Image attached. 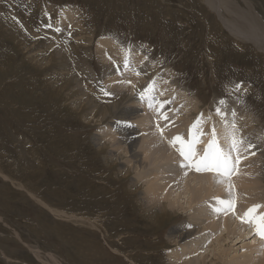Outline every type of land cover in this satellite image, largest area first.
<instances>
[{
  "label": "rangeland",
  "instance_id": "obj_1",
  "mask_svg": "<svg viewBox=\"0 0 264 264\" xmlns=\"http://www.w3.org/2000/svg\"><path fill=\"white\" fill-rule=\"evenodd\" d=\"M252 2L264 19V0ZM104 39L114 41L124 55L141 53L153 66L143 75L127 65L113 77L114 85L125 80L140 94L142 78L154 89L158 76L169 74V87L199 98L189 128L187 117L180 121L182 104L169 99L177 106L173 111L180 107L174 123L180 121L181 134L191 130L201 111L218 120L227 112L226 101L240 103L264 129V53L234 37L203 0H0V264H46L49 254L62 264H169V250L177 247L168 233L187 222L186 212L171 209L162 221L149 220L141 199L145 187L133 184L142 167L122 168L129 153L121 152L117 163L109 157L110 143L119 138L110 105L127 93L118 94L104 77L98 52ZM238 84L242 87L236 90ZM103 111L110 115L101 121ZM131 126L142 132L135 121ZM100 130L111 136L105 147L95 141ZM47 204L99 220L100 228L60 218ZM253 242L252 237L230 247L227 260H237L236 254L240 261L257 257L245 256Z\"/></svg>",
  "mask_w": 264,
  "mask_h": 264
},
{
  "label": "bare ground",
  "instance_id": "obj_2",
  "mask_svg": "<svg viewBox=\"0 0 264 264\" xmlns=\"http://www.w3.org/2000/svg\"><path fill=\"white\" fill-rule=\"evenodd\" d=\"M203 1L207 2L219 13L220 19L223 21L226 29L230 31L234 37L246 40L257 46V49L264 53V19L259 12H257L255 5L252 2L253 0ZM98 44V52L104 65V77L108 79V86L110 85L111 87L112 85V87L117 88L116 92L118 94H122L124 91L127 93V95L124 94L118 101L113 102V104L110 105L112 108L111 112L115 114L114 116H117L116 119H118L116 121V123H118H115L112 126L117 129L119 137L117 138L112 135L115 137V140L112 137V140L115 142H112L113 146L112 143H110L111 149L108 151L110 159L117 163L121 158V152L129 153V158H127L128 162L126 165H122V168L127 172H130L132 167L135 169L142 167V171H136L137 178L133 179V184L137 188H139L140 184H143L142 186L145 187L144 192H141V199L142 201H145L147 212L151 215L149 216V220L154 222L157 221L158 223L160 220L162 221L164 217H168L169 211L172 212L173 209L175 212L179 209L187 214V222L185 221L176 227H171L172 229L168 233L170 241L177 246L175 249L169 250L171 255L169 254L168 263L208 264L210 262V264H264V240L261 241L260 237L255 236L254 225L241 222V217H243L247 210L253 205H264V129L257 127L260 118H256L251 113H248L249 111L247 112L240 103H228V101H226L227 104L225 105L227 112H224V115L221 114L220 116L217 114L219 117L218 120H216L215 117L212 118L214 116L212 114L206 116V114H208L206 113L203 115L205 118L203 117L204 120L199 131L203 132L206 130V134L204 133L206 137H204V139L199 137L201 142L197 144V152L200 155L204 154V151L212 138L211 129L213 125H216V122H218V128L223 129L221 131L215 127L219 137V143L226 153L231 151L230 143L227 139V132L228 127L233 120L237 124L239 135L244 141L243 144L238 146V155L240 156L238 162H236L235 159L237 152H231L233 162L235 163V170L230 177V181L226 180L224 183H217L216 180L218 177L213 172H196L194 169L182 167V164L185 162L179 155V145L173 147L170 142H168L169 144L165 142V140L171 141L177 136V133H180V136H183L186 140H191L192 132L191 130L188 131L189 122L191 120L190 116L191 112L199 110V98L196 96H188V92H186L187 90L176 92L177 90L175 87H169L166 84L169 82L166 79L170 80L169 74L158 76V82L155 84V88L152 92H146V89L149 86L147 82L143 81L145 77L142 78L137 84L143 89V91H145V97L143 99L139 93L131 91L128 84H124L125 80L122 84H117V86L114 85L116 78L114 79L113 77L117 73H122L126 66V62L127 65L134 69L136 68L135 70L143 75L153 68L152 63L149 60H146V57L138 52L124 55L125 50L116 45V43L110 39L99 40ZM113 61H116V64ZM117 61L122 62V64L120 63L122 66H120L119 63L117 64ZM62 70L63 73L66 75L68 74L67 71L64 72L65 68H62ZM140 76L138 77L140 78ZM63 78H65V76ZM132 80L134 79L131 77V81ZM165 80L167 81L166 83ZM67 81L69 82V80ZM174 85L176 84L174 83ZM83 93L85 94L84 91ZM173 97V101H177L176 103L178 105L182 104V108H179L180 110L182 109L180 113H182L183 118L182 116L180 117L178 111L179 108L173 111L176 104L172 107V103L169 101V99ZM68 99H70V97ZM159 99L166 101L158 102ZM166 103L168 104L167 107H171V109L163 108ZM150 104L152 105L151 107L149 106ZM80 110L82 111L81 108ZM233 112L236 113L235 117L232 115ZM225 113H228V116ZM105 115H110V113L105 114L103 111L101 121L104 120ZM176 116L181 118V120L179 118L180 121H184L187 117V120L184 122L185 124H188V128L185 127L188 133H186V130H183V133L186 134H181L182 128L179 125L180 121L178 122V125L175 124L177 121L174 123V118H176ZM165 117H167V119H165ZM228 117L230 119H228ZM198 118L199 116L196 119L198 120ZM123 119H129L130 121H123ZM197 120H193V122ZM225 120L229 123L227 127H224L225 125L223 126ZM133 121H135V124L141 128L142 132L136 127L131 126ZM158 126L167 132L166 138L165 135H163L164 137L161 136L160 131H157ZM181 126L183 127V124ZM129 127L133 130H130ZM113 128H109L108 131L115 133ZM105 130H100L94 135L95 141L102 144L104 147L107 145V138H111V136H109L110 134L106 133ZM249 144L254 145V147L249 148ZM258 163H260V165H258ZM148 165L150 167H147ZM6 176L10 179L8 175ZM229 182L233 186L232 191H229L228 189ZM169 185H172V187L176 189L170 188L171 186L169 187ZM184 198H186V201L183 202ZM233 199H235V213L228 210L226 205L219 203L220 200L229 201ZM40 202L42 201L40 200ZM173 204L177 205L173 206ZM47 206L55 213V215L60 216V218L66 216L67 219L81 225L92 226L96 229L100 228L99 220L70 215L63 210H58L48 204ZM216 209H219L220 211H215ZM258 212L259 214H264V207L260 208ZM142 217L144 218V215ZM208 229H211L212 231L208 232ZM214 231L216 233L218 232L217 235H215ZM248 237H253L255 243L253 242L252 245H248L249 253L245 254V256L249 257L250 255L255 254L257 257H250L247 260L240 261V257L236 254V257L233 256L237 260H233V257L227 260V258H229V254H227L228 249L246 239L250 240ZM130 240L133 241L135 239L130 238ZM206 241L212 243L208 248L205 247L207 248L205 250L202 244L206 243ZM226 241H228V244L233 245H228V247H226ZM30 247L37 253V257L42 259L41 255L38 253L39 249L37 247ZM238 248L241 247L239 246ZM238 261H240V263H237ZM46 264L62 263L57 260L55 254H49Z\"/></svg>",
  "mask_w": 264,
  "mask_h": 264
},
{
  "label": "snow or ice",
  "instance_id": "obj_3",
  "mask_svg": "<svg viewBox=\"0 0 264 264\" xmlns=\"http://www.w3.org/2000/svg\"><path fill=\"white\" fill-rule=\"evenodd\" d=\"M129 83L131 82L129 81ZM153 87L154 85H149V87L146 89V92H152ZM241 87L242 85L238 84L236 86V90H239ZM110 94L111 93L105 91V95ZM140 96L143 99L145 97V91H142L140 93ZM221 103H224V101H221ZM149 106L151 107L152 105L150 104ZM217 113L221 114V110L217 109ZM232 115L233 117H235L236 113L233 112ZM165 119H167V117H165ZM202 123L203 114L200 115L198 120L194 122L191 127V140H186L183 136L177 135L170 141V143L173 147L179 145V155L183 158V161L185 162L182 164V167L194 169L196 172H213L218 177L216 180L217 183H224L226 180L230 181V177L233 174V171L235 170V163L233 162L231 152H237V156L235 159L236 162H238L240 159V156L238 155V146L243 144L244 142L239 135V128L234 120L228 127L227 139L229 140L231 151L226 153L219 143V137L215 125H213L211 129L212 138L209 141L204 151V154L200 155L197 152V144L201 142L199 137H202L204 135L202 131H199L200 127L202 126ZM158 130L160 131L161 136H163L164 129H160L158 126ZM248 147L251 148L254 147V145L249 144ZM228 189L229 191H232L233 189V186L230 182L228 183ZM219 203L222 205H226L228 210L235 213V199L229 201L220 200ZM262 207H264V205H253L247 210L244 216L241 217V222L254 225L255 234L259 236L261 240H264V214H259L258 212V210ZM215 211L220 210L216 209Z\"/></svg>",
  "mask_w": 264,
  "mask_h": 264
}]
</instances>
